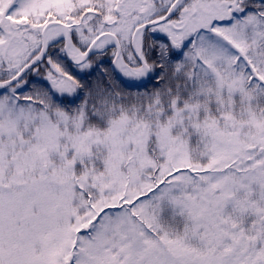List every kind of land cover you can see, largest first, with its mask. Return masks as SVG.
Here are the masks:
<instances>
[{"label":"snow or ice","instance_id":"1","mask_svg":"<svg viewBox=\"0 0 264 264\" xmlns=\"http://www.w3.org/2000/svg\"><path fill=\"white\" fill-rule=\"evenodd\" d=\"M0 264H264V0H0Z\"/></svg>","mask_w":264,"mask_h":264}]
</instances>
